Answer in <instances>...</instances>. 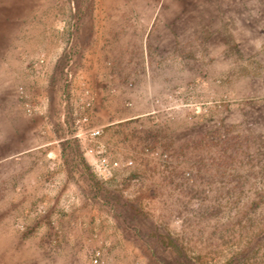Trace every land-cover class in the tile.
I'll use <instances>...</instances> for the list:
<instances>
[{
    "label": "rangeland",
    "instance_id": "rangeland-1",
    "mask_svg": "<svg viewBox=\"0 0 264 264\" xmlns=\"http://www.w3.org/2000/svg\"><path fill=\"white\" fill-rule=\"evenodd\" d=\"M184 258L264 264V0H0V264Z\"/></svg>",
    "mask_w": 264,
    "mask_h": 264
},
{
    "label": "built area",
    "instance_id": "built-area-1",
    "mask_svg": "<svg viewBox=\"0 0 264 264\" xmlns=\"http://www.w3.org/2000/svg\"><path fill=\"white\" fill-rule=\"evenodd\" d=\"M100 162H101V164L103 166V169L108 171L109 167L107 166L105 159L104 158H101L100 159ZM128 162H130V161H128ZM114 165H117V161H113L111 163V166H114Z\"/></svg>",
    "mask_w": 264,
    "mask_h": 264
},
{
    "label": "trees",
    "instance_id": "trees-1",
    "mask_svg": "<svg viewBox=\"0 0 264 264\" xmlns=\"http://www.w3.org/2000/svg\"><path fill=\"white\" fill-rule=\"evenodd\" d=\"M181 264H195V263H192L189 258H184Z\"/></svg>",
    "mask_w": 264,
    "mask_h": 264
}]
</instances>
